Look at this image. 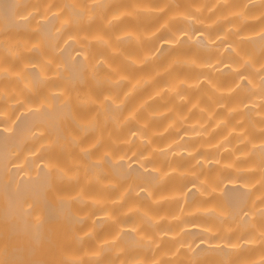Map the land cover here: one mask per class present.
Wrapping results in <instances>:
<instances>
[{"label":"clouds","instance_id":"obj_1","mask_svg":"<svg viewBox=\"0 0 264 264\" xmlns=\"http://www.w3.org/2000/svg\"><path fill=\"white\" fill-rule=\"evenodd\" d=\"M34 5L27 15L36 14L38 21L54 17L55 27L51 35L40 32L34 40L0 37V121L11 132L14 112L51 111L54 105L61 107L58 126L69 118L74 121L77 131L69 128L63 138L52 121H37L27 133L34 147L13 165L24 168L31 159L33 171L25 168L21 175L35 176L43 164L50 178L75 186L64 199L77 201L83 211L74 215L89 226L83 231L76 223L67 228L69 247L57 264H195L191 254L196 245L185 236L191 228L217 237L214 246L230 250L217 264H264V58L257 59L244 45L264 38V0H34ZM252 5L258 11L249 14ZM176 22L185 30H174ZM252 23L256 29L246 30ZM193 24L203 31L189 35ZM218 25L222 31H213ZM31 30L39 32L38 24ZM163 31L169 38L157 40ZM184 36H203L209 58L174 55L160 63L161 44L176 47ZM69 45L78 51L66 61L60 52ZM128 46L134 51H126ZM258 47L264 48V39ZM27 54L36 55L38 62H28ZM77 55L85 79L106 82L108 90L101 96L81 90L83 81L70 76L67 67ZM33 67L39 82L28 74ZM225 68L232 77L226 83L217 75ZM40 87L46 93L33 99ZM76 107L92 111L79 118ZM130 123L134 130L112 134ZM88 132H95L94 138L81 144ZM160 137L167 138L161 143L156 139ZM57 144L65 146L63 159L35 162ZM96 149V155L84 159ZM201 150L204 154L196 155ZM106 156L113 163L131 161L154 176L125 182L103 167ZM182 156L192 158L188 167L180 168L174 160ZM210 165L216 170L212 175ZM226 171L231 173L227 181L222 176ZM172 177L194 182L170 185ZM225 182L239 185L248 195V210L239 219L213 199ZM90 185L94 191L88 190ZM193 188L201 203L188 208L187 193ZM173 202L178 203L169 207ZM197 214L208 222H185ZM129 216L131 223H121ZM97 219L115 225L114 231L97 238ZM126 231L135 234L131 248L122 241ZM233 232L237 235L229 240ZM242 249L255 251L234 260ZM106 252L108 259L103 258Z\"/></svg>","mask_w":264,"mask_h":264},{"label":"bare ground","instance_id":"obj_2","mask_svg":"<svg viewBox=\"0 0 264 264\" xmlns=\"http://www.w3.org/2000/svg\"><path fill=\"white\" fill-rule=\"evenodd\" d=\"M34 6V0H0V37H19L34 40L40 32L51 35V30L55 27V18L50 17L47 21H38L36 14L27 15L29 9ZM256 11H258V6L255 5L250 6L248 9L249 14H254ZM154 22L152 21V23ZM37 24L39 32H33L31 29ZM245 27L246 30L252 31L256 29L257 24L252 23ZM87 28L90 29L91 26H87ZM173 28L178 32L185 30L184 24L181 22L174 23ZM188 31L189 35L195 36L196 33L203 31V28L193 24L189 27ZM213 31H222V26H216ZM167 38H169V33L163 31L158 35L157 40ZM261 39L264 38L244 42L245 49L255 51L257 59L264 58V48L258 47ZM206 47V41L203 36H197L195 40L184 36L181 37L176 47L161 44L158 59L160 63H165L174 55L196 56L200 59H206L209 58L205 52ZM75 51L78 50L73 49L69 45L60 52V55L67 61ZM96 51L97 54H103L101 50ZM126 51L131 53L134 51V47L128 46ZM24 58L30 63L38 62V57L34 54H27ZM114 60H119V57H115ZM67 70L73 79L79 77L83 81V83L78 85L81 90L87 88L97 97L108 90L105 81H93L84 78L86 70L82 69V58L78 55L75 56V60L72 63L68 64ZM28 74L34 83L39 82V72L36 68L28 69ZM217 75L225 83L232 78L230 70L227 68L223 69ZM45 93L46 88L40 87L37 91V97L33 99H37ZM53 99L59 100V97H54ZM74 111L77 117L86 118L92 109L85 110L76 107ZM60 112L61 107L58 105H54L51 111L45 108L42 112H19L18 115L14 112L15 123L12 124L11 132L5 131L7 123L0 121V264H57L60 253L69 247L65 239L67 228L73 223L77 224V230L79 231H83L89 226L88 221H78L74 215L75 212L83 211L77 201L64 199L65 196L71 195L75 191L74 185L50 178L43 164L38 169H35L37 173L35 176L21 175L25 171V168L28 169L29 173L33 171V160L31 159L25 163L24 168L13 166L19 162L24 152L34 147L27 140V133L37 126V121L44 119L52 121L53 128L61 138L66 135L69 128L77 131L74 127V121L71 118L67 120L66 124L62 123L58 126L55 123ZM156 126H162V122L156 123ZM134 128L135 125L130 123L127 129H122L119 133L113 131L112 134L114 136H123L127 131L134 130ZM94 136L95 132H88L81 139V144L90 142ZM166 138L160 137L156 139L162 143ZM98 151L99 149H96L92 153H85L84 159L87 160L89 155H96ZM203 154V150H201L196 155ZM64 156L65 146L57 144L50 152L36 157L35 162L38 163L46 157L63 159ZM135 159L136 157L132 158V160ZM191 159L184 156L174 158L180 168L188 167ZM254 159H256L255 155L250 158V160ZM244 163L248 162L246 161ZM127 164H131V166L128 167ZM96 167H101V165H96ZM103 167L109 169L113 175L122 176L125 182L131 178L137 180L143 178L145 181H150L154 176L153 173L143 171L138 164L132 163L131 161L125 162L121 160L113 163L107 156L104 157ZM215 171V168L210 165L208 174L212 175ZM203 174L204 172L202 171L201 175ZM222 176L227 181L230 179L231 173L226 171L222 173ZM193 182L189 178L180 181L179 178L172 177L169 183L170 185L180 183L182 186H187ZM88 190L94 191L95 186L90 185ZM143 195L141 193V196ZM213 199L218 204H222L232 210L236 219H239L240 214L248 210V195L239 185L225 182L222 193L219 196H214ZM187 200L186 207L188 208L201 203V198L194 188L187 193ZM177 203L173 202L169 207H175ZM92 214L95 215V212ZM132 221L133 217L129 216L122 218L121 223L127 224ZM246 221L247 217L245 216L244 220L241 221V226ZM185 222L198 224L208 221L206 217L197 214L192 217H186ZM225 223H231V218L226 220ZM96 225L97 238L102 237L106 233L110 234L115 229V225L100 219L96 220ZM236 235L237 232H233L229 234L228 239L231 240ZM246 235L247 232H244L241 235V239ZM185 236L190 237L192 243L196 245L195 251L191 254V259L195 264H217L218 261L230 253V250L223 247V245L219 247L214 246L218 238L209 236L199 228L189 229L185 233ZM135 239V234L130 231L122 234V241L128 244L130 248ZM201 241L205 242L201 243ZM86 243L89 246L93 244L91 240L86 241ZM134 251L135 249H131L130 254ZM254 251V249H242L239 255L234 257V260L251 255ZM108 256L109 254L106 252L103 258L108 259ZM181 264H185V261H181Z\"/></svg>","mask_w":264,"mask_h":264}]
</instances>
